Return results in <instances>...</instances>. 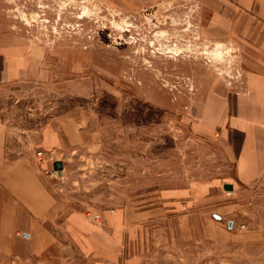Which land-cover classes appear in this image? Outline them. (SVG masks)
<instances>
[{"label":"rangeland","instance_id":"1","mask_svg":"<svg viewBox=\"0 0 264 264\" xmlns=\"http://www.w3.org/2000/svg\"><path fill=\"white\" fill-rule=\"evenodd\" d=\"M149 5L130 10L115 0H0V35L15 33L43 50L51 71L45 81L0 78L6 158L27 157L39 168L58 212L77 209L100 218L103 211L151 206L166 190L190 183L235 179L220 130L199 129L189 108L210 86L240 89L254 51L208 40L194 4ZM77 116L84 120V143L42 151L44 125L58 128ZM55 161L62 162L61 177ZM257 192L264 203V186ZM150 231L139 229L128 246L131 254L141 252L144 264H264V240L219 235L206 243L200 235L191 255L171 250L165 257L154 251ZM56 251L51 264H58ZM42 262V256L16 259L0 244V264Z\"/></svg>","mask_w":264,"mask_h":264},{"label":"crops","instance_id":"2","mask_svg":"<svg viewBox=\"0 0 264 264\" xmlns=\"http://www.w3.org/2000/svg\"><path fill=\"white\" fill-rule=\"evenodd\" d=\"M115 1L134 10L163 0ZM170 1L194 4L208 40L233 41L254 51L240 89L210 86L201 91L202 101L189 108L199 129L220 130L233 156L234 181L166 190L151 206L103 211L99 221L88 211L58 212L39 168L27 157L6 158V130L0 120V244L11 256L26 261L42 256V264H51L57 249L58 264H144L141 252L128 250L139 229L151 230L154 251L165 257L171 250L191 255L188 249L200 242V235L206 243H216L219 235L264 240V203L256 200L264 186V0ZM0 57L5 82L49 78L43 50L15 33L0 35ZM83 126L80 116L60 121L58 128L47 123L41 130L42 151L78 148L84 143ZM224 184L232 190H224Z\"/></svg>","mask_w":264,"mask_h":264},{"label":"water","instance_id":"3","mask_svg":"<svg viewBox=\"0 0 264 264\" xmlns=\"http://www.w3.org/2000/svg\"><path fill=\"white\" fill-rule=\"evenodd\" d=\"M53 170L55 172V174L58 177H61L63 174V165L61 161H55L53 162ZM223 189L226 191H231L232 190V186L229 184H224L223 185ZM229 227H231V223L229 224Z\"/></svg>","mask_w":264,"mask_h":264},{"label":"built area","instance_id":"4","mask_svg":"<svg viewBox=\"0 0 264 264\" xmlns=\"http://www.w3.org/2000/svg\"><path fill=\"white\" fill-rule=\"evenodd\" d=\"M100 218H99V216H97V215H94V220H99Z\"/></svg>","mask_w":264,"mask_h":264}]
</instances>
